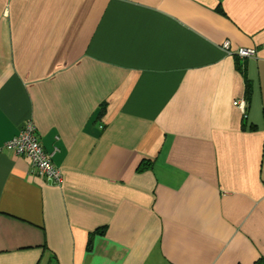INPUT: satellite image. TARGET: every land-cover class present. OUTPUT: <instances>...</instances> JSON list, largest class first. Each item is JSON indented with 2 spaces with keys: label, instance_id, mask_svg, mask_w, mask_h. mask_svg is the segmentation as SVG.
Returning a JSON list of instances; mask_svg holds the SVG:
<instances>
[{
  "label": "crops",
  "instance_id": "0c3cea01",
  "mask_svg": "<svg viewBox=\"0 0 264 264\" xmlns=\"http://www.w3.org/2000/svg\"><path fill=\"white\" fill-rule=\"evenodd\" d=\"M0 264H264V0H0Z\"/></svg>",
  "mask_w": 264,
  "mask_h": 264
},
{
  "label": "built area",
  "instance_id": "2783aa9c",
  "mask_svg": "<svg viewBox=\"0 0 264 264\" xmlns=\"http://www.w3.org/2000/svg\"><path fill=\"white\" fill-rule=\"evenodd\" d=\"M222 49L226 53L230 52V45L225 42ZM235 55L240 59L253 58L255 50L251 48H239L236 50ZM243 118H246V101L236 100L233 103ZM3 150L12 151L17 156H22L30 161L31 167L36 171L37 176L53 184H60L62 177L59 170L52 163V153H47L41 146L38 134L34 125L27 122L20 132L4 144Z\"/></svg>",
  "mask_w": 264,
  "mask_h": 264
}]
</instances>
